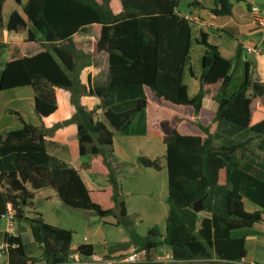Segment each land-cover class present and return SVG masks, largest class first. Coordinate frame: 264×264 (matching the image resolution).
I'll return each mask as SVG.
<instances>
[{"label": "trees", "instance_id": "trees-1", "mask_svg": "<svg viewBox=\"0 0 264 264\" xmlns=\"http://www.w3.org/2000/svg\"><path fill=\"white\" fill-rule=\"evenodd\" d=\"M7 1L0 0V27ZM13 1L23 5V0ZM100 1L27 0L23 15L15 10L6 24L9 32L27 31L30 52L24 51L22 44L0 43V49L7 51L0 91L32 88L39 119L57 112V88L74 89V36L87 29L95 36L93 57L105 53L109 63L108 86L89 89V94L103 98L116 88L139 87L144 91V97L130 109L117 111L105 105L101 121L94 120L97 111L88 112L76 102L73 120L79 153L81 157L91 155L86 169L90 176L106 181L102 188L91 189L80 168H68L51 157L42 129L21 120L22 129L0 135V220L14 212V220L27 224L34 238L30 243L22 234H4L8 264L72 263L73 233L46 224L41 216H26L36 191L53 189L70 208L114 217L116 226L125 223L126 205L110 164L113 137L114 132L125 131L142 111L147 114V134L164 137L169 210L165 233L156 227L149 230V237L162 240L149 239L140 250L154 252L167 246L175 264L213 259L241 263L247 256L246 234L264 233V181L247 177L246 186V176L238 171L241 156L254 138L222 148L214 147L213 139L220 122L264 138V120L251 124L254 105L260 102L264 106V84L252 80L247 68L240 86L227 96L233 64L203 34L198 41L205 49L200 91L189 98L184 74L190 64L193 31L191 23L176 13L180 0H118V14L113 0ZM190 5L210 9L217 17L233 14L230 0H190ZM215 90L216 113L203 108L204 98ZM138 163L143 168L162 170L160 160L139 158ZM243 196L260 211L247 212ZM201 200L204 211L198 213L194 205ZM38 249V256H33ZM77 254L82 259L91 258L93 247L81 245Z\"/></svg>", "mask_w": 264, "mask_h": 264}, {"label": "crops", "instance_id": "crops-1", "mask_svg": "<svg viewBox=\"0 0 264 264\" xmlns=\"http://www.w3.org/2000/svg\"><path fill=\"white\" fill-rule=\"evenodd\" d=\"M9 1V0H8ZM8 1L4 5L3 11V24L0 27V43L9 45V44H22L23 50L27 52L29 45L27 44L28 33L26 37L21 38H12L10 39L11 34H18L15 32H9L6 29V24L8 20L5 22L4 14L5 8ZM237 2H241L242 0H236ZM116 6V13L121 12V7L118 0H113ZM231 4L233 5V14L230 17H217L212 14L210 9H197L190 5V0L186 3V8H181V0L180 6L176 10V13L180 16L188 17L187 19L192 25L193 31V42L191 45L190 50V64L185 70L184 74V84L187 86L188 96L189 98H195L200 91V77L202 75V59L204 56V47L201 46L198 41L201 40L203 34L206 35L207 41L209 44L216 46L219 49L221 56L227 60H229L233 64V82L228 87L226 93L227 96L233 94L234 89L242 83L246 70H249V76L252 80L264 84V30L254 22L253 15L249 13L242 14L237 11V4L235 5L231 0ZM15 11V10H14ZM13 11V12H14ZM12 12V13H13ZM11 13V14H12ZM10 18V16H9ZM90 29H87L86 32L80 33L74 36V39L78 35L86 34ZM94 35V33H93ZM242 36H259L257 41L251 40L252 45H246L244 42L241 41L240 37ZM94 41H95V36ZM93 41V43H94ZM248 48H261L262 52L258 55L255 54H248L246 49ZM78 55V54H77ZM76 55V59H77ZM105 58V63L103 65L99 64V59ZM91 60L92 65L89 67L90 72L86 76L87 85L89 89H95L94 87V69L105 70L107 74V70H109V63L108 62V55L105 53L99 54L96 58L93 57V44L91 50ZM97 66V68H96ZM4 66H0V74L2 73ZM78 71V65L76 67V72ZM108 80V75H106ZM99 88V87H98ZM140 90V89H139ZM0 92H9L15 93L16 95H12L11 100L20 103H25L26 109H28V113L31 116H34V119L39 120L41 119L37 116L35 112V92L32 88H19L13 89L8 91H0ZM141 96H138L137 100L144 97V91L141 89L139 91ZM218 91L215 90L212 93L208 94L203 100V108L207 111L216 113L218 111V104L215 100ZM57 95V104L58 110L57 112L47 118L46 121L49 122L51 119H55L53 123L60 124L59 127L53 130L52 134L49 135L47 131L43 129L46 134V147L48 154L60 161L61 163H66L65 159L67 157V153H69V148L72 145L70 143V139L73 133H78L77 125L70 124V120L72 119L73 115L67 114H60V103H59V96ZM119 104H116L118 107L122 102L117 99ZM137 102V101H136ZM99 107V106H98ZM116 110V108L114 109ZM105 111V110H104ZM103 111V112H104ZM118 111V110H117ZM103 114V113H102ZM25 115V114H24ZM103 117V115H102ZM141 118V120L139 119ZM139 119V121H137ZM24 121L27 124L25 116L21 114L18 110H14L13 108H2L0 111V135H6L9 132L17 131L23 128ZM264 120V106L258 102L253 107L252 112V126H255ZM138 122V123H136ZM50 123H45L44 126L48 127L51 126ZM135 124H138V129H132ZM65 125H69V128H65ZM43 126V127H44ZM38 129L39 126H35ZM114 132V131H113ZM121 132H114L113 137V158L112 160L116 161L117 165L121 167L122 175L118 171H114L116 174L119 188H120V196L121 199L125 202L126 210H127V217L130 215L129 203L126 201L124 197V190L127 189L126 196L130 199H136L139 197L134 198V196H139L140 193V186L143 184V181H140L138 184L124 182L123 176L129 175L139 178L140 171V164L138 163L139 158L141 157L139 153L140 150H145L149 153V156L145 158L148 160H160L162 165L161 171H156L154 169H147L145 168L148 177L151 179V189L147 190L150 196H152L153 192L157 195H162L167 192L168 194V170L165 162V155H166V145L164 142L163 136H149L147 134V114L145 111H142L137 117L133 120L131 125L122 132V136L125 139V146H117V136ZM49 138H48V137ZM253 142L249 145L248 151L241 156L240 165L238 171L244 174L246 177L245 181H243L244 185L248 186L249 182L247 177L254 178L256 180L264 181V138H257L255 137L254 133L250 130L241 129L231 123L228 122H220L216 125L215 128V135L213 139V146L216 148L222 147H230L233 145L243 144L249 139H253ZM146 140L148 142L146 145L143 143ZM152 140L153 142L152 147L150 148L149 141ZM142 142L140 145L138 142ZM70 145V146H69ZM74 145V157L75 160V167L80 168L83 171V175L85 178L86 183L91 189L102 188L106 185V181L97 177H92L88 173L85 162H81L82 158L79 153V143H73ZM128 145L129 149L128 150ZM133 148L136 149V153L134 156ZM77 151V153H76ZM79 156V157H77ZM91 159V157H90ZM76 161V162H75ZM114 166V165H113ZM112 166V167H113ZM142 172V171H141ZM143 174V173H140ZM137 178V179H138ZM133 180V179H132ZM136 181V179H134ZM244 186V187H246ZM43 189L40 191L34 192V198L32 201V207L26 210V216L28 214H35L36 216H41L43 221L46 224H49L53 227L71 231L69 228H62L58 224V220H53L54 222H48L45 218V212L42 207H39V202L44 201L45 203H50L53 201L59 202L58 194L56 193H47ZM242 201L245 206V210L250 213H254L260 211V208L252 203L246 196L242 197ZM59 204V203H58ZM5 222V228L0 229V246L4 243V234L19 236L24 235L26 241L33 243L34 238L32 233L29 231L26 224L18 222L17 220H13V222H9L7 220L1 219L0 222ZM72 232V231H71ZM101 233V227H97L94 229L93 234L99 236ZM246 252L248 257H253L254 259H258L260 254L264 253V233L263 232H255L251 231L246 234ZM85 243L82 245H90L93 247V259L98 260L102 257H110V258H118L124 255L131 254L134 251H139L141 244H135L131 239L124 240L122 242L116 244H108L104 243L102 247L97 249L95 246L97 240L88 241L87 238H84ZM167 247V246H166ZM168 248V247H167ZM73 249V248H72ZM78 250V249H77ZM77 250L73 255L77 254ZM156 250H154L151 261L158 264H172L170 262L171 257V250L168 248L167 255L165 257L157 258ZM261 259V257H260ZM245 260L242 262L244 263ZM238 263V264H242ZM8 264L7 257L6 263ZM254 264V263H253Z\"/></svg>", "mask_w": 264, "mask_h": 264}, {"label": "rangeland", "instance_id": "rangeland-1", "mask_svg": "<svg viewBox=\"0 0 264 264\" xmlns=\"http://www.w3.org/2000/svg\"><path fill=\"white\" fill-rule=\"evenodd\" d=\"M100 1V0H99ZM236 6L237 11L242 14H247L250 12V5L247 2V0H242L241 2H237L236 0H231ZM101 2V1H100ZM188 0H181V8H186V3ZM27 4V0H23V5ZM23 5L17 6L13 0H9L6 8H5V14H4V20L5 22L9 19V16L14 10H18L23 15ZM254 5L259 9L262 16L264 17V0H254ZM1 33V32H0ZM27 31L21 30L18 34H11L10 39L12 38H21L26 37ZM93 32L90 29L86 34L84 35H78L74 39V45H75V54L77 55V65H78V71L76 72L77 77H73V88L72 90H66V89H56V92L59 96V103H60V114H71L72 119L70 120V124L76 125L73 118L75 117L77 113L76 109V102H79L86 111H97L94 115L95 121H101L103 120L102 113L106 109V107H110L112 109L118 110V111H124L127 109L132 108L137 101L138 96H141V88L139 87H133L130 89H124V88H116L110 90L105 97L101 98L96 95L89 94L88 85L86 76L88 73H92L89 70V67L92 65L91 60V50H92V44L94 41ZM259 36H242L240 37L241 41L244 42L246 45H252L251 40L257 41V38ZM29 49V48H28ZM30 52V50H27ZM7 58V51L4 49H0V66H4L5 61ZM105 58L99 59V64L103 65L105 63ZM108 63V62H107ZM97 68V66H96ZM94 87H107L108 86V80L106 78V75H108L109 70H107V74L105 70H98L94 69ZM140 89V90H139ZM12 95H16L15 93H9V92H0V111L2 108H13L14 110H18L23 116H25L27 122H29L33 126H39L42 130L48 132L49 135L52 134L53 130L60 126L58 123H53L55 119H51L46 121L47 119H41V122L39 120L34 119V116L29 115L28 109H26L25 103H18L11 100ZM117 99H119L122 103L116 107V104H119L117 102ZM107 105V106H105ZM98 106H101L102 109L98 110ZM25 114V115H24ZM141 120V118H139ZM139 119L137 121H139ZM45 123H50L52 125L45 127ZM138 123V122H136ZM138 124H135V126L132 129L137 130ZM234 125V124H233ZM44 126V127H43ZM236 126V125H235ZM65 128H69V125H65ZM238 127V126H237ZM48 137V136H47ZM49 138V137H48ZM117 146H125V139L122 136V132L118 134L117 136ZM152 140L149 141L150 148L153 145ZM70 143L72 144L69 148V153H67V157L65 159L64 166L68 168H73L75 166L74 160V145L73 143L78 144L79 143V137L78 133H73L70 139ZM140 145L142 142H138ZM145 145L148 143L146 140L143 142ZM128 146V145H126ZM128 150L129 146H128ZM134 152V156L136 153V149H132ZM77 153V151H76ZM141 157L149 156L147 151L140 150L139 153ZM79 157V156H77ZM91 155H87L85 157H82L81 162H85L86 164L89 163ZM76 162V161H75ZM111 168L115 171H118L121 175L122 169L119 167L116 163V161L111 159ZM114 165V166H113ZM113 166V167H112ZM142 171V172H141ZM143 173V174H140ZM139 174V178L137 179L134 176L124 175L123 181L131 183L138 184L140 181H143V184L140 186L139 190V196H134L136 199H130L126 196V193L128 192L127 189L124 190V197L126 201L129 203L130 209V215L126 218V221L124 224H121L119 226L117 225V219L114 217H102L97 213L94 212H88L83 210H76L73 208L68 207L65 205L60 198L59 204L56 201L45 203L44 201H40L39 207H42L45 212V218L48 222H54L53 220H58L59 226L62 228H69L71 229L73 233V240H72V250L73 254L75 251L85 243L84 238H87L88 241H94L97 240L96 247L99 249L104 245V243L108 244H116L119 242H122L127 239H131L132 241H135V244H142L145 243L147 240L151 239L152 241L160 242L162 239L160 237L157 238H151L149 237V230L152 228H157L160 233H165L166 228V221L168 217V204H167V197L168 194L165 192V194L157 195L155 191L153 192L152 196L149 195L147 190L151 189V179L148 177L145 168H143L140 165V171L137 173ZM96 177V176H92ZM133 179V180H132ZM136 179V181H134ZM132 181V182H131ZM229 190H232L231 186H229ZM47 193H56L55 190L48 188V190H45ZM201 215H204L201 213ZM29 219H33L36 217L35 214H28L27 216ZM27 225V224H26ZM101 227V233L99 236H96L93 234V231L95 228ZM5 228V222H0V229ZM30 232L31 229L28 228ZM1 242V240H0ZM168 248L166 246H160L156 249V255L157 258L165 257L167 255ZM39 254V249L35 250L33 252V256L37 257ZM155 255V256H156ZM261 257V259H260ZM258 259H254L253 257H248L245 262L242 264H264V253L260 254ZM93 259V256L91 258H83L84 261H90ZM6 263V256L0 252V264ZM72 264V263H71ZM158 264V263H155ZM180 264H226V263H220L217 262L216 259L210 260V261H195L190 263H180Z\"/></svg>", "mask_w": 264, "mask_h": 264}, {"label": "built area", "instance_id": "built-area-1", "mask_svg": "<svg viewBox=\"0 0 264 264\" xmlns=\"http://www.w3.org/2000/svg\"><path fill=\"white\" fill-rule=\"evenodd\" d=\"M247 2L250 5V13L253 15L254 22L258 24L263 30H264V17L262 16L259 9L254 5V0H247ZM185 19H189L188 17L184 16ZM248 54H255L258 55L262 52L261 48H248L246 49ZM3 220H7L9 222H13L14 220V212L10 211L9 213L3 215ZM8 250V246L6 243H3L0 246V252L2 254H5ZM153 252L148 250H139L134 251L131 254L124 255L122 257L118 258H110V257H102L98 260H90V261H84L78 254L72 255L71 260L72 264H140V263H146L148 261H151V256ZM170 262L172 264H175L172 255L170 257Z\"/></svg>", "mask_w": 264, "mask_h": 264}, {"label": "water", "instance_id": "water-1", "mask_svg": "<svg viewBox=\"0 0 264 264\" xmlns=\"http://www.w3.org/2000/svg\"><path fill=\"white\" fill-rule=\"evenodd\" d=\"M203 201H204V200L198 201V202L194 205V210H195L196 212L199 213V212L204 211Z\"/></svg>", "mask_w": 264, "mask_h": 264}]
</instances>
